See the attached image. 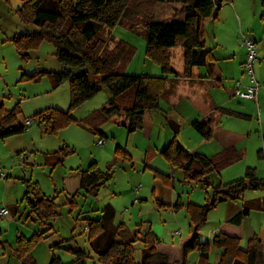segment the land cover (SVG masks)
Masks as SVG:
<instances>
[{
    "label": "rangeland",
    "instance_id": "1",
    "mask_svg": "<svg viewBox=\"0 0 264 264\" xmlns=\"http://www.w3.org/2000/svg\"><path fill=\"white\" fill-rule=\"evenodd\" d=\"M50 1L54 3L56 0ZM22 5L23 0H0V104L5 109L19 104V120L25 123L33 118L35 122L23 133L0 138V168L9 174L7 179H0V264H51L55 257L61 264H69L76 258L70 248L85 250L89 264H102L90 241L88 226L91 220L102 216L108 204L115 209V223L124 222L132 232L139 234L155 229L166 236L167 241L178 242L191 226L188 203H205L207 191L211 192V188L206 189L203 183L186 179L182 168L170 165L162 150L172 141H177L190 152L209 157L232 147L242 151L241 160L217 174L224 183L243 177L247 166L256 167L258 175L264 176V156L261 157L264 153L262 0L228 1L203 23L206 48L212 50L213 59L211 66L196 67L190 74L185 71V49L182 46L172 50L174 73L166 74L146 55L145 29L138 33L122 26L104 30L101 35L106 42L104 54L112 51L120 40H125L137 48L127 73L165 76L168 77V86L160 99V107L147 113L144 128L130 132L123 119L114 117L99 125L103 134L91 129L87 119L110 99L107 88L72 111L76 121L54 134L45 132L43 123L35 118L36 112L46 108L66 111L71 99L70 83L66 81L53 88L48 74L39 81L22 79V75L69 68L57 60L56 47L47 40L38 50L29 53L27 61L18 53L11 38L38 30L35 25L25 24L20 19L17 10ZM158 20L164 19L159 16ZM247 41L256 44L260 60L254 64V75L261 84L258 101L229 93L234 88L241 92L251 84L246 69L249 61ZM72 71L78 74L82 69L73 68ZM199 94H203L212 106L227 104L225 106L231 110L250 117L213 111L206 121H210L214 135L207 139L191 125L201 114L192 101ZM171 120L180 124L179 133L171 128ZM99 139H103L104 144H99ZM64 145L75 151L64 163L57 164L55 152ZM93 162L111 175L110 181L97 195L82 192L71 203L63 190L64 176L72 169L87 168ZM211 177L208 176L206 181L215 186ZM27 181L37 183L45 195L57 197V215L43 221L36 216L30 204V200H35L34 193L29 198L25 196ZM171 191L174 195L172 204L161 205L160 198L169 200ZM260 194L263 195L264 191L248 190L244 200L251 201ZM178 200L183 206L174 208ZM5 207L9 210L7 215L2 214ZM225 218L223 208L213 209L201 229L204 237L213 236ZM36 233L43 236L37 237L32 250L20 257L18 237L29 239ZM144 249L142 243L137 244V262L142 261ZM198 252L189 253L188 264L197 263ZM220 253L221 250L214 247L210 262L218 263Z\"/></svg>",
    "mask_w": 264,
    "mask_h": 264
},
{
    "label": "trees",
    "instance_id": "2",
    "mask_svg": "<svg viewBox=\"0 0 264 264\" xmlns=\"http://www.w3.org/2000/svg\"><path fill=\"white\" fill-rule=\"evenodd\" d=\"M231 0H23L17 10L22 22L38 27L37 31L23 33L12 37L11 41L24 60L29 53L39 49L45 40L56 47L57 60L69 69L62 71H38L23 74L22 79L39 81L44 74L52 80L53 88H58L66 81L70 83V105L66 111L58 108H46L35 113L40 119L45 132L54 134L76 121L72 111L87 100L94 97L103 88L110 91L111 97L103 108L87 119L88 126L98 134L99 125L114 117L123 119V124L130 132L144 128L146 114L160 107V99L167 90L168 77L136 75L127 73L137 48L120 40L108 54H104L106 42L102 38L104 30H114L122 26L132 32L145 29L147 48L146 55L160 65L166 74L174 73L172 68V50L182 46L185 49V71L192 72L196 66L203 67L211 63L212 50L206 48L203 37V21L216 13L221 6ZM160 3H178L185 12L182 22H162L156 20ZM264 5V0H262ZM176 14L174 13V18ZM73 68L82 69L78 74ZM194 106L208 115L213 109L231 116H247L224 107L212 108L201 95L193 100ZM20 105L5 109L0 104V138L23 133L25 123L19 120ZM192 127L205 138L211 139L213 131L210 121H193ZM74 149L64 145L55 152L57 164H62L74 153ZM162 155L172 167L184 170L188 180L201 182L207 191L203 204L188 203L191 220L190 237L181 247L180 263L187 264L189 253L197 250L200 259L197 264H213L210 262L211 248L222 249L219 262L216 264H264V224L261 225L249 240L246 249L240 245V238L226 233H218L212 242L200 241V230L207 222L209 213L219 204L238 200L248 190L264 191V177L257 173V168L247 167L245 175L228 183L212 186L206 180L211 174L220 172L241 160L244 153L236 148L209 157L199 152H190L177 141H172L162 150ZM111 175L103 172L96 162L87 168L72 169L63 178V190L70 197V202L82 193L97 195L106 186ZM26 198L34 193V201L30 200L32 211L40 220H46L58 214L57 197L42 193L37 183L27 181ZM35 191V192H34ZM161 205H167L160 202ZM178 200L174 208H181ZM255 207L264 210V197L255 199L244 205V208L229 223L240 225L243 219ZM115 209L108 204L98 219L90 221L88 229L90 241L98 260L102 264H175L170 262L169 255L161 252L158 245L162 243L159 236L150 228L144 233L132 232L125 223H115ZM35 234L27 239H17L20 257L27 255L37 242ZM144 245V256L141 262L135 259L137 244ZM76 258L69 264H89V256L83 249H72ZM178 257V256H177ZM36 264V263H31ZM51 264H61L56 257Z\"/></svg>",
    "mask_w": 264,
    "mask_h": 264
},
{
    "label": "crops",
    "instance_id": "3",
    "mask_svg": "<svg viewBox=\"0 0 264 264\" xmlns=\"http://www.w3.org/2000/svg\"><path fill=\"white\" fill-rule=\"evenodd\" d=\"M162 10H163L164 13H162ZM174 13L176 14V16H175V17H177L176 19L174 18ZM159 16H161V18L164 19L162 22H173V21L182 22L185 19V12L181 9V4H178V3H160L158 5V8H157L156 20H158ZM210 17L206 18L203 21V23L207 19H209ZM202 28H203V24H202ZM202 32H203V29H202ZM263 61H264V58H263ZM210 64L211 63H209L208 65L203 66V67L211 66ZM196 67H198V66H196ZM196 67H194V68H196ZM194 68L192 69L191 73H193ZM200 76H201V74H200ZM191 80H194V78L191 77ZM250 81H251V77H250ZM229 93H230L231 96L238 97V94L240 96V89L234 88L232 91H229ZM199 95L203 96V94H199ZM262 97H264L263 94H262ZM258 98H259V93H258ZM243 99L252 100V99H247V98H243ZM227 103H230V102H227ZM225 105H227V104H223V105L219 104V105H214V106L211 105V106H212V108H214V107H224V108H227V109H231V108H229V107H227ZM213 111L214 112L216 111V112L220 113V111L213 109L210 114H212ZM210 114L203 115L201 113L198 116L199 117L198 120H206L210 116ZM146 116H147V114H146ZM248 117H250V115H248ZM145 120H146V117H145ZM213 135H214V133H213ZM226 148H227V146H226ZM263 156H264V153L261 154L262 158H263ZM247 167H249V166H247ZM210 176H212L211 177V181L214 183L215 186L218 185V184L224 183L222 180L219 179L217 174H211ZM261 177H264V176H261ZM261 195L262 194H260L259 198H254L253 200L263 198L264 194L262 196ZM245 197L246 196H245V193H244V195L238 200H235V201L234 200H229V201H226V202H223V203L219 204L218 208L221 207L226 212V218H225L224 222H221L218 225L217 229L214 230V235L211 236L210 238H205L204 235L202 234L201 230H200V237H199L200 241H202V242H212L214 236L216 234L222 232V233H226V234L231 235V236L239 237L240 238L241 247L243 249H246L247 246H248L249 240L253 237V235L258 230V228L261 225L264 224V210H260V209H257V208L253 207L251 209V211H250V214L243 219V221H242V223L240 225H235V224L229 223V220L231 218H233L235 215H237L244 208L245 204H248L249 202L252 201L251 200V201H246L245 202V200H244V199H246ZM173 199H174V195L172 194V191H171V195L169 197V200H166L165 198L161 197L159 201L164 203V204H168V203L172 204ZM152 230L159 236V238L162 241V243L158 245V249L161 252L167 253L169 255L171 263L179 264L180 263L179 259H180V255H181V247H182L184 241H186L190 237V229H189V231L187 233L185 232L184 236L181 237V239L178 242L167 241L166 236L160 235L155 229H152ZM173 235H175V233ZM213 248H211V251H212ZM220 250L222 252V249H220ZM220 254H219V257H220ZM198 255H199L198 256L199 257L198 261H199L200 253ZM198 261H197V263H198Z\"/></svg>",
    "mask_w": 264,
    "mask_h": 264
},
{
    "label": "built area",
    "instance_id": "4",
    "mask_svg": "<svg viewBox=\"0 0 264 264\" xmlns=\"http://www.w3.org/2000/svg\"><path fill=\"white\" fill-rule=\"evenodd\" d=\"M247 46L249 49V61L246 63V69L248 73L251 76V84L246 87L245 90L240 92V95L242 98H247V99H252L255 101H258V93L261 88V84L256 80V77L254 75V64L256 61H258L257 57V51H256V44L253 41H247ZM33 118H29L25 121V127L26 129H29L33 123H34ZM99 144H104V140L100 139L98 141ZM9 174L0 168V179H7ZM9 213V210L7 207L2 209V214L7 215ZM174 234V233H173Z\"/></svg>",
    "mask_w": 264,
    "mask_h": 264
},
{
    "label": "water",
    "instance_id": "5",
    "mask_svg": "<svg viewBox=\"0 0 264 264\" xmlns=\"http://www.w3.org/2000/svg\"><path fill=\"white\" fill-rule=\"evenodd\" d=\"M170 126L173 129V131L175 133H179L180 132V124L177 121L171 120L170 121Z\"/></svg>",
    "mask_w": 264,
    "mask_h": 264
}]
</instances>
